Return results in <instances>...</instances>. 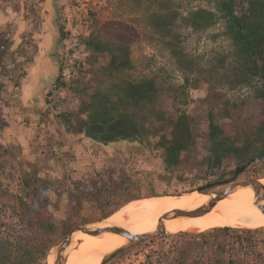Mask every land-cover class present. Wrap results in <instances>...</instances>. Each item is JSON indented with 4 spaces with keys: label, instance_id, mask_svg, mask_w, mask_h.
Here are the masks:
<instances>
[{
    "label": "rangeland",
    "instance_id": "1",
    "mask_svg": "<svg viewBox=\"0 0 264 264\" xmlns=\"http://www.w3.org/2000/svg\"><path fill=\"white\" fill-rule=\"evenodd\" d=\"M214 1L0 0V39L8 42L9 51L15 52L20 64L24 61L18 70L22 76L17 87L1 74L3 64L10 70L17 67L15 62L6 57L0 63V144L8 147L15 159L11 168L15 177H0L2 189L16 193L15 171L27 167L26 161L36 162L44 178L86 184L104 175L108 163H121L140 181L136 192L139 198L132 201L180 194L210 179L222 181L233 176L234 158L208 160L212 145L210 116L225 135L242 144L263 118L262 102L255 96L253 84L230 82L234 47L223 32V23L217 20L203 29H194L188 23L190 11L213 9ZM154 16L171 19L168 33L154 26ZM56 22L62 27L63 37ZM27 33L36 49L30 62L17 56V46ZM91 33L108 42L130 46L133 67L122 74L124 78L139 81L153 77L157 81L160 95L155 109L159 116L150 117L143 138L145 144L150 143L149 148L121 140L100 143L68 127V123L76 127L85 117L80 112L84 91H103L111 80L104 70L108 57L93 55L85 45ZM182 113L190 124V144L180 154V162L166 169L162 151L155 144L168 123ZM216 161L220 165L212 174ZM252 177L264 179V163L244 169L237 179ZM47 195L58 223L66 217V191L52 188ZM101 212L93 201H87L81 214L98 218ZM100 219L103 218L92 221ZM3 220L17 226V218L10 210L5 211ZM226 226L244 229L230 224L222 227ZM250 228H264V223ZM209 229L182 232L187 236L175 235L181 232L164 233L150 238L153 241L120 244L102 251L97 264L122 245L126 249L104 264H216L218 258L229 257L240 258L246 264H264V229L254 234L257 248L239 254L231 244L226 252L213 248L217 238L200 235Z\"/></svg>",
    "mask_w": 264,
    "mask_h": 264
},
{
    "label": "trees",
    "instance_id": "2",
    "mask_svg": "<svg viewBox=\"0 0 264 264\" xmlns=\"http://www.w3.org/2000/svg\"><path fill=\"white\" fill-rule=\"evenodd\" d=\"M217 20L223 23V32L234 47L230 82L234 80L235 84H253L254 94L262 102L263 118L248 132L247 139L242 144H237L225 135L223 129L210 116L208 127L212 145L208 160L230 156L235 159L237 168L253 157L264 155V0H215L213 9L197 8L188 15V23L194 29L209 27ZM152 22L161 32L166 34L170 31L171 19L154 16ZM56 24L60 37H63L62 27L58 22ZM29 36L30 33L23 34L17 46V56H21L26 62L33 59L36 51ZM84 42L93 55L108 57L104 70L111 80L103 91H84L80 112L85 117H81L76 127L71 123H68V127L77 133H86L91 123H105L117 117H125L134 122L144 138L150 117L159 116L155 109L160 95L157 81L153 77L134 81L122 76L133 67L129 45L108 42L95 33H91ZM8 46L5 39H0V63L9 57L17 67L9 70L3 64L1 74L8 76L17 87L22 76L18 70H21L24 61L20 64L14 56L15 52L9 51ZM174 50L179 53L176 48ZM15 72L19 76H15ZM57 82H60L59 77ZM190 140V124L186 114L182 113L168 123L167 129L155 144L162 151L166 169L180 162V154L188 148ZM146 146L149 148L150 143L146 142ZM13 159L9 148L0 144V177H15L11 169L15 166ZM261 163H264V159L253 161L245 170ZM25 164L27 167L20 165V170L15 171L17 191L14 195L2 189L0 180V264H40L47 248L75 224L107 217L122 205L139 198L136 192L139 190L140 181L121 163L119 166L117 163H108L104 175L87 184L62 178H44L39 174L41 169L36 162L26 161ZM52 188H63L68 198L66 217L58 223L50 209L51 202L47 195ZM87 201H93L101 209L98 218L82 216L81 211ZM6 210L15 214L17 226L8 225L3 220ZM263 229L226 226L205 230L200 235H214L217 240L212 243L213 248L226 252L228 244H231L239 254L257 248L254 234ZM175 235L188 234L181 232ZM227 238L230 239L228 243L225 241ZM143 241L145 240H138L133 244ZM125 249L126 247L112 251L102 259L101 264L118 256ZM216 262L246 264L240 258L231 257L218 258Z\"/></svg>",
    "mask_w": 264,
    "mask_h": 264
},
{
    "label": "bare ground",
    "instance_id": "3",
    "mask_svg": "<svg viewBox=\"0 0 264 264\" xmlns=\"http://www.w3.org/2000/svg\"><path fill=\"white\" fill-rule=\"evenodd\" d=\"M264 187V179H258ZM254 190L251 186H240L227 192L212 204L202 215L183 218H166L164 229L170 233L178 231L201 230L222 227L225 224L254 227L264 223V188L258 194L247 192ZM215 195L182 192L178 195H153L137 201L128 202L120 211L106 219L101 226L113 223L133 233H143L155 229L158 220L167 212L175 209H192L205 204ZM78 241V242H77ZM126 239L118 234L103 233L94 236L84 232L73 239L76 247L70 249L62 264H94L98 262L102 251L124 244ZM103 254V253H102ZM104 255V254H103ZM102 257V256H101ZM53 261L49 255L48 262Z\"/></svg>",
    "mask_w": 264,
    "mask_h": 264
},
{
    "label": "water",
    "instance_id": "4",
    "mask_svg": "<svg viewBox=\"0 0 264 264\" xmlns=\"http://www.w3.org/2000/svg\"><path fill=\"white\" fill-rule=\"evenodd\" d=\"M86 133L90 138L94 139L95 141L104 143V144L122 139V140H127L129 143L137 142L144 148L147 147L138 127L134 124L133 121L125 117H117L113 119L112 121L105 122V123H91L86 129ZM98 134H100L101 136H99ZM106 134H111V135L106 136ZM259 159H264V155L253 157L252 159H250L243 165L237 167L234 171L233 176L230 179L223 182L225 184H228V187L217 193H213L215 195L213 199H211L205 204H200L197 207H194L192 209H175L173 211L165 213L158 220L155 229L151 231H147L143 233H133L129 231L128 229L122 226L113 224V223H109L108 225L101 226V224L106 220V218H108L114 212L111 213L109 216L103 219L97 220V221L78 223L74 225L65 235H63L61 238H59L57 241H55L52 245H50L47 248L40 264H62L69 250L74 249L75 245L73 244L75 243H73V239L80 232H84V233L91 234L94 236H99L103 233L118 234L126 239L124 243L125 245V244L132 243V242H135L141 239H150V238L158 237L164 233H170L164 229V223H163L164 219L194 217V216L202 215L219 198H221L227 192L235 189L237 186H251L253 187L254 191L258 194V197H259V193H261L264 188L263 185L258 181L259 177H252V178L245 179V180H236L239 172H242L245 169V167H247L250 163H252L253 161L259 160ZM219 165H220L219 161H216L213 164L212 169H211L212 174L216 172ZM214 184L215 182L211 181L203 186L195 187L194 189L190 191H197L198 193H205L203 192V189L209 188L213 186ZM175 195H178V194H175ZM260 196H262V193L260 194ZM260 207L264 211V204L261 205ZM178 232H184V231H178ZM122 246L117 247L116 249L121 248ZM112 251H110L108 254H110ZM49 255L53 256L52 262H48Z\"/></svg>",
    "mask_w": 264,
    "mask_h": 264
},
{
    "label": "flooded vegetation",
    "instance_id": "5",
    "mask_svg": "<svg viewBox=\"0 0 264 264\" xmlns=\"http://www.w3.org/2000/svg\"><path fill=\"white\" fill-rule=\"evenodd\" d=\"M98 135L101 136L100 134H98ZM107 135H111V134H106V136H107ZM121 141H127V140H122V139H121ZM127 142H128V141H127ZM219 162H220V161H219ZM211 177H213V176H211ZM231 177H232V176H231ZM231 177H228L227 179H224V180H222V181H221V180H218V179H210V180L206 181L205 183H201V184L197 185V187H199V186H203V185H205V184H207V183H209V182H211V181H214L215 184H214L213 186L209 187V188H205V189H203V192H205V193H217V192L221 191L224 187H226V186L228 185V184H225V183L220 184V182H224V181L230 179ZM213 178H214V177H213ZM236 180H238V179H236ZM219 185H223V187L212 191V189H215V188L218 187Z\"/></svg>",
    "mask_w": 264,
    "mask_h": 264
}]
</instances>
